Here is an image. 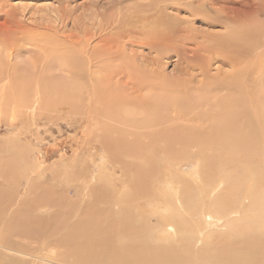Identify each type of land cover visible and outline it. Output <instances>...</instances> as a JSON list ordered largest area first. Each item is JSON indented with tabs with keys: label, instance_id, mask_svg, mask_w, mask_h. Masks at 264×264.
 <instances>
[{
	"label": "rangeland",
	"instance_id": "obj_1",
	"mask_svg": "<svg viewBox=\"0 0 264 264\" xmlns=\"http://www.w3.org/2000/svg\"><path fill=\"white\" fill-rule=\"evenodd\" d=\"M156 1L0 0V205H7L5 212L0 210V230L9 223V216L25 209L28 211L26 203L35 196L37 198L32 200L35 203L40 198L55 200L67 197L73 200L70 216L77 222L83 209L89 206L87 204L121 212V204L115 202L124 193L133 203L127 208L133 216L137 215V210L144 211L151 228L155 229L157 223L160 224L154 209L165 211L157 201L161 200L164 190L169 192L168 186L174 183L167 181L180 174L190 178L199 158L192 154L184 155L190 150H185L183 143L178 145L181 153H172L167 158L163 154V141L151 138L153 129L139 127L138 121L142 116L138 114V121L136 119L134 124V121L128 124V120L126 122L122 117L128 119L126 110L131 115L138 110L143 113L142 101H149L147 107L152 110L157 98L165 100L179 113L186 99L194 101L200 95L207 96L194 86L200 85V69L210 67L211 73L215 74L218 70H232V67L223 64L222 57L220 61L212 62L210 52L201 49L200 45L210 42L212 35L228 33L226 27H233L232 31L238 32L239 28L233 23L239 22H231L233 26L229 23L224 27L221 19L210 12L208 20L212 19L213 25L197 22L192 27L195 29L189 32L184 28L193 24L189 20L190 15L176 14L183 20H177L181 24L176 26L174 39H166L157 35L158 27H151L153 20L158 21L161 16L157 18L154 8H151L158 5L159 1ZM254 1L255 8H263L264 11L261 0ZM240 21L250 29V33L254 31L262 45L264 12H259L256 18L250 15L246 22ZM186 31L195 41L182 42L179 37ZM185 44L190 45L187 47ZM258 51L260 49L252 56L248 54L249 58L248 55L245 57L244 66L239 65L243 69L248 68L249 72L255 67V89L264 81V57H261V63H255L252 58ZM194 64L197 66L195 69L191 67ZM239 66L237 70L241 69ZM179 82H182L179 84L182 89L190 94L173 87L179 86ZM154 84L156 88L153 89ZM165 85L171 88L168 92L162 89ZM157 93L156 98L149 99L150 95ZM109 103L116 105L111 107ZM251 108L244 123L251 118L253 125L260 113L259 104L254 103ZM165 109L163 107V111ZM250 131L256 132L253 127ZM151 141H155L153 147L149 146ZM111 142L119 143L120 150L112 146L108 148ZM124 144L130 146L123 147ZM216 147L219 149L220 146H215L213 152L219 155L221 152ZM175 149L180 151L177 147ZM139 164L149 175L147 184L149 192L154 195L153 200L148 196L141 197L140 193L137 195L134 192L137 187L131 185L135 181L130 178L136 173L132 165ZM89 190L97 191L95 199L98 201L93 197L96 193ZM93 200L97 202H91ZM54 211L53 206L34 207L30 210L33 215H29L50 217ZM165 227L162 224L160 229ZM218 229L223 230L224 226H206L203 231L208 234ZM174 232V228L167 227V231L157 235L164 239L167 235H175ZM219 232L228 234L225 230ZM209 239L197 242V249L210 243ZM50 249L61 260L74 263L71 256H63L65 250L62 248H49L48 253Z\"/></svg>",
	"mask_w": 264,
	"mask_h": 264
},
{
	"label": "bare ground",
	"instance_id": "obj_2",
	"mask_svg": "<svg viewBox=\"0 0 264 264\" xmlns=\"http://www.w3.org/2000/svg\"><path fill=\"white\" fill-rule=\"evenodd\" d=\"M158 1L159 3H156L158 5L151 8H154L157 18L161 16L158 21L153 20L151 27H158L157 35L166 39H174L176 26L181 24L177 20H183L176 14L190 15L189 20L193 24H190L191 26L188 24L190 27L187 25L189 29L187 26L184 28L189 32L195 29L192 27L197 22L213 25V20H208L210 12L221 19L224 27L229 23L232 25L231 22H239L233 23L239 28L238 32H233V27H228L229 29L226 27L228 33L212 35L210 42L205 39L207 45L204 44L206 41L204 45H200L203 47L201 49L210 52L212 62H218L222 57L223 64L232 67V70H218L215 74L211 73L210 67L200 69L198 74L201 77L200 85H195L189 78L195 88L201 93H207V96L200 95L194 101L186 99L179 113L174 105H170L165 100L157 98L152 110L147 107L149 101H142L143 113L138 110L131 112L134 113L131 115L126 110L128 119L122 117L124 121L128 120V124L133 121L134 124L136 119L138 121L136 118L138 114L142 116L143 119L140 117L138 121L139 127L153 129L151 138L153 140L159 138L161 142L163 141V154L167 158L172 153H181L182 150L178 145L185 144V150L190 152L184 155L192 154L196 159L199 158L195 172L190 178H184L180 174L167 181L174 183L168 186L169 192L165 193L164 190L161 200L157 201L159 206L165 207V211L154 209V213L157 212L155 217L160 222V224L155 222V225L157 223L155 229L150 227L149 222L147 223L148 216L146 217L144 211L141 213L137 210L138 216L131 214L127 208L133 203L124 193H121L120 198L115 202L121 204V212L116 213L107 207L98 209L94 205L87 204L89 206L83 209L77 222H74L70 216L73 200L67 197L54 198L55 200L40 198L35 203L32 200L37 197H31L26 203V207L31 211L34 207L41 209L47 206H53L55 211L50 217L37 214L32 216L29 209L9 216V223L0 230V264H76L77 262L79 264H264V81H261L263 83L261 87L255 89L253 81L255 67L254 71L251 68L250 72L248 68L245 67L247 71L242 68L246 62L245 57L250 53L252 56L259 49L260 51L252 58L255 63H261V57H264V43L261 45L262 41L258 42V36L254 31L250 33V29L240 21L241 19L244 22L248 21L250 15L256 18L259 12H264L263 8L256 9L254 0ZM261 4L264 7V0H261ZM169 10L173 12L170 13ZM187 31L179 37L182 42L195 41L193 36L186 34ZM179 44L183 47L181 42ZM240 64L242 65L239 66ZM194 65L191 67L197 68ZM238 66L245 71L240 68L237 70ZM180 83L182 82L178 85ZM167 86L162 88L165 92L171 89ZM152 87L156 88L155 84ZM173 87H178V91L181 92H189L183 90L181 85ZM213 93L217 95H212ZM157 96L158 93L150 95L149 99L152 100ZM254 103L259 104V116L254 120L253 125L251 118L244 123ZM114 105L116 103L110 104L111 107ZM196 110L198 112H195ZM252 127L256 132L250 131ZM151 142L152 145L149 146L153 147L155 141ZM111 143L108 148L112 146L118 149L121 146L117 142ZM261 143L263 146H260ZM127 145L124 144L123 147ZM162 145L160 144L161 147ZM215 146H220L219 149L216 147L221 152L219 155L213 152ZM176 147L180 149L179 152ZM132 157L136 159V156ZM140 165H132L136 173L134 177L132 175L135 179L130 178L135 181L131 185L137 187L134 189L137 195L140 193L141 197L148 196L153 200L154 195L149 192L147 184L149 175ZM97 191L89 190L90 193H96L94 199L97 198ZM95 200L91 202L98 201ZM6 206L2 203L0 210L5 212ZM155 217L152 216L154 219ZM152 224L154 226V222ZM162 224L166 225L164 230L160 229ZM206 226L210 228L224 226L223 230L228 231V234L226 232L224 235L221 234L219 231L223 232V230L220 229L205 234L203 229ZM167 227L174 228L175 235H167L166 238L161 239L157 234L167 231ZM207 237L210 238V243L197 249V242L207 240ZM49 248H62L65 250L63 256H71L74 263L72 260L69 262L61 260L52 249L48 253Z\"/></svg>",
	"mask_w": 264,
	"mask_h": 264
}]
</instances>
